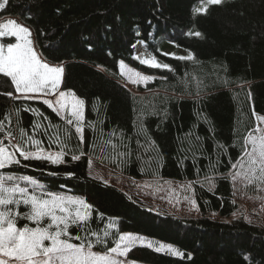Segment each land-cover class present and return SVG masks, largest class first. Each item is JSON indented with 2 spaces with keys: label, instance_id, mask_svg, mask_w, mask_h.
<instances>
[{
  "label": "trees",
  "instance_id": "1",
  "mask_svg": "<svg viewBox=\"0 0 264 264\" xmlns=\"http://www.w3.org/2000/svg\"><path fill=\"white\" fill-rule=\"evenodd\" d=\"M205 5L206 0H9L0 13L29 27L48 62L65 63L62 89L85 100L81 143L75 129L40 100L0 95V119L18 108L19 127L29 134L34 123L41 124L35 138L42 146L61 150L58 143L49 146V136L66 145L62 164L22 160L0 174L28 175L53 192L85 198L93 206V230L102 236L115 224L105 238L109 243L130 232L184 253L140 246L129 253L136 262L264 264V226L233 219L238 204L230 179L231 163L244 155V138L257 115L264 116V0H222L196 11ZM140 47L146 50L141 58L149 52L171 70L139 64L133 57L140 56ZM189 55L192 59L176 58ZM121 60L155 79L131 89L120 75ZM10 90L0 76V93ZM11 128L17 130L15 113ZM91 158L139 179L194 181L202 215L151 210L92 177ZM206 175L212 189L202 184Z\"/></svg>",
  "mask_w": 264,
  "mask_h": 264
},
{
  "label": "snow or ice",
  "instance_id": "2",
  "mask_svg": "<svg viewBox=\"0 0 264 264\" xmlns=\"http://www.w3.org/2000/svg\"><path fill=\"white\" fill-rule=\"evenodd\" d=\"M8 3L9 0H2L0 10L6 9ZM221 3L222 0H206V5L196 11L205 12L207 5ZM194 35L199 36L200 33ZM31 37L29 27L16 19L0 20V76L6 78L12 88L0 95L11 100H41L66 124H75L76 133H82L85 100L72 90H61L64 67L48 62ZM10 38H14V42ZM165 55L174 56L172 53ZM176 58L185 60L192 59V56ZM133 59L141 65L171 70L169 64L157 62L155 55L149 54L148 58L136 56ZM119 69L120 75L131 84H147L155 79L128 66L123 60L119 62ZM24 110L48 119L36 109ZM14 113L18 135L17 130L11 128ZM19 113L18 108L9 110L0 119V170L20 166L22 160L46 161L53 165L64 163L66 153L63 148L66 145L58 137L53 139L49 136V146L58 143L61 150L46 151L43 142L35 138V131L41 128V124L34 123L33 134H29L19 127ZM257 120L264 122V116H257ZM47 134L46 128L44 135ZM80 142H84L82 135ZM242 151L244 155L231 163V169H236L231 181L235 183L239 178L246 187L255 184L257 189L264 190V127L257 124L248 132ZM81 155L84 153L81 152ZM119 155L123 156L124 153ZM72 159L79 160L80 156L72 155ZM67 175L73 176L74 173ZM205 180L212 183V178L207 175ZM187 187L191 188V184ZM192 203L195 204V201ZM92 208L85 198L53 192L28 175L0 174V264H137L127 259L129 253L138 244L150 249L154 247L152 242H146L145 238L132 233L116 234L117 238L109 243L105 238L112 236L108 229L114 228L115 224L109 223L101 236L91 226L94 223ZM20 221H24L22 226H18ZM91 237H95V240ZM97 245L99 249L94 250ZM154 250L184 256L171 245L160 244Z\"/></svg>",
  "mask_w": 264,
  "mask_h": 264
},
{
  "label": "rangeland",
  "instance_id": "3",
  "mask_svg": "<svg viewBox=\"0 0 264 264\" xmlns=\"http://www.w3.org/2000/svg\"><path fill=\"white\" fill-rule=\"evenodd\" d=\"M0 2H2V0H0ZM7 19L10 18H0V20H3L5 22ZM11 19H15V18H11ZM31 38L33 39V36ZM10 39L14 42V38H10ZM144 51L146 50L143 49L142 47L138 49V53L140 57H142V54L145 53ZM148 57H149V52L146 55H144L143 58H148ZM60 65L64 67L65 63L62 62L60 63ZM141 73L144 74L143 72ZM150 82H148L147 84H131L127 82L126 79L124 78V83L127 86H129L131 89H136V87L138 86L146 87ZM61 90L64 89H62L61 87ZM84 124H85V120L81 124V127L83 129L82 133H76L79 138L81 137V135L83 136ZM257 124H260L261 127H264V122L257 120ZM69 126H72L75 129V124ZM44 148L46 151L49 152L60 151L55 149H48L46 147ZM89 161H91V166H89L88 164V172L92 177L98 180H102L103 182L106 181L105 183H109L119 187L120 189L124 190L127 194H129L131 197H136L138 198V200L140 199L141 202H143L148 208H150L153 211L163 212L167 214L169 213L182 218H186V217L196 218L202 215L197 202L194 181H182L173 178L139 179L129 175H124L122 174V172L112 169V167L109 166L108 164L98 162L96 160H93L92 158ZM231 175H230V179H231ZM189 184H191V188L187 187V185ZM202 184H204L209 189H212L214 187L213 181L211 184H209L208 181H204L202 182ZM232 184L234 188V199L238 204V209L236 214L233 216L234 217L233 219L243 218L247 222L264 226V190L257 189L255 184L246 187L245 183L239 178L236 180L235 183L232 182ZM192 201H195V204H193ZM132 234L145 238L146 242H152L154 245L153 249L156 246H159L160 244H163L165 246L170 245L167 243L159 242L156 239L144 235H139L135 233ZM137 246L140 245L138 244ZM172 247L177 249L174 246ZM127 259L129 258L127 257ZM137 264H146V263L137 262Z\"/></svg>",
  "mask_w": 264,
  "mask_h": 264
},
{
  "label": "bare ground",
  "instance_id": "4",
  "mask_svg": "<svg viewBox=\"0 0 264 264\" xmlns=\"http://www.w3.org/2000/svg\"><path fill=\"white\" fill-rule=\"evenodd\" d=\"M96 156V155H95Z\"/></svg>",
  "mask_w": 264,
  "mask_h": 264
}]
</instances>
